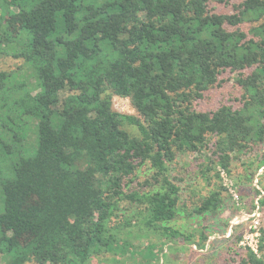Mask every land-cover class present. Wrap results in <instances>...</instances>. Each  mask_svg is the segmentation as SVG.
Returning <instances> with one entry per match:
<instances>
[{
    "label": "trees",
    "instance_id": "16d2710c",
    "mask_svg": "<svg viewBox=\"0 0 264 264\" xmlns=\"http://www.w3.org/2000/svg\"><path fill=\"white\" fill-rule=\"evenodd\" d=\"M231 1L0 0V61L22 62L0 70V264L143 250L137 264H160L154 244L135 250L131 239L155 235L160 252L192 242L168 225L184 205L176 157L211 144L212 169L228 173L264 145V0ZM226 73L240 106L198 111ZM114 97L136 115L115 111ZM221 191L187 216L218 214ZM259 233L234 264H264Z\"/></svg>",
    "mask_w": 264,
    "mask_h": 264
},
{
    "label": "rangeland",
    "instance_id": "374dc122",
    "mask_svg": "<svg viewBox=\"0 0 264 264\" xmlns=\"http://www.w3.org/2000/svg\"><path fill=\"white\" fill-rule=\"evenodd\" d=\"M217 9L227 12L229 6ZM20 65V60L4 57L0 61V70L11 71ZM222 78L221 86L211 89L203 99L195 103L198 111L209 112L223 104L234 108L240 106V91L234 81L235 75L226 73ZM112 103L113 109L118 113L136 115L128 99L114 97ZM213 151L214 147L210 144L201 154L178 155L171 165L170 174L181 188L180 202L184 205L180 207L177 218L168 225L180 233L191 234L192 242L185 243L183 248L178 250L164 248L163 252H160L159 238L149 235L140 241L131 239L135 250H142L147 245L154 244L153 248L157 254L155 260L160 264H234L233 261L246 252L245 248L256 249L259 229L264 228V207L258 204L261 196L255 192H262L259 176L264 172V166H260L264 145L233 159L228 173L221 169H212L209 160L214 159ZM217 171L220 172L219 179L216 177ZM219 186L222 188L224 203L218 214L187 216V212L192 210L193 204L199 198ZM38 207L39 204L35 201L29 202L30 210ZM133 231L136 233V228H133ZM201 233L207 236L203 249L197 247ZM143 251L137 254H130L128 251L123 255L111 253L102 258H95L91 264H137L146 253ZM166 253L169 254L168 258L162 257Z\"/></svg>",
    "mask_w": 264,
    "mask_h": 264
}]
</instances>
